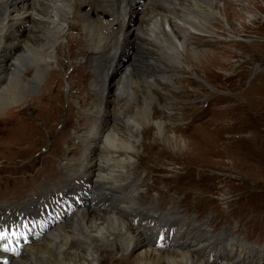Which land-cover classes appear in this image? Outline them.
I'll use <instances>...</instances> for the list:
<instances>
[{"label": "bare ground", "instance_id": "bare-ground-1", "mask_svg": "<svg viewBox=\"0 0 264 264\" xmlns=\"http://www.w3.org/2000/svg\"><path fill=\"white\" fill-rule=\"evenodd\" d=\"M230 1L238 0H0V113L25 105L56 59L59 45L70 39L68 31L74 23L87 41L85 57L108 56L104 83L118 48H134L132 61L114 83V96L92 106L89 124L73 133L83 145L79 159L63 160L61 180L55 183L58 189L50 187L37 195L45 198L47 206L42 207L36 197L0 205V216L22 222L15 236L0 242V264H108L110 258L103 253L112 249L122 251L111 259L113 264H230L226 257L231 264L259 263L263 254H248L240 237L216 231L211 220L182 213L177 205L158 209L163 203L152 201V195L145 201L152 187L142 192V181L132 167L140 135L152 133L153 143L161 137L185 152L194 149L182 134H171L170 122L155 118L153 109L158 105L172 113L175 103L170 93L178 89L173 78L181 70L192 74L184 59L207 51L195 40L202 35L219 43L230 39L231 29L225 23ZM219 6L222 13L217 14ZM214 20L223 23L222 33L209 27ZM222 55L201 60L209 66L205 71L217 67L223 71ZM84 187L90 197L80 199ZM52 191L58 194L48 197ZM62 207L69 215L55 222L54 212ZM29 219L39 233L22 249ZM160 229L163 235L156 241ZM233 247L243 255L235 254ZM137 248L142 254L131 258L129 252Z\"/></svg>", "mask_w": 264, "mask_h": 264}, {"label": "rangeland", "instance_id": "rangeland-1", "mask_svg": "<svg viewBox=\"0 0 264 264\" xmlns=\"http://www.w3.org/2000/svg\"><path fill=\"white\" fill-rule=\"evenodd\" d=\"M221 10L219 6L217 14ZM226 11L230 39L221 44L202 35L195 40L207 51L184 59L192 74L181 70L173 78L178 89L170 93L175 103L172 113L167 114L168 110L157 104L153 109L155 118L170 122L171 134H182L183 141L190 142L194 149L185 152L161 137L153 143L152 133L140 135V147L132 159V167L136 166L133 175L141 179L142 192L152 187L145 201H150L152 195V201L157 198L163 203L158 209L177 205L182 213L211 220L210 226L216 231L223 229L230 231V238L240 237L248 254H263L258 264H264V0L230 1ZM210 24L211 29L222 33V22L214 20ZM68 35L70 39L59 45L56 59L25 105L0 113V205L7 201L21 204L36 197L34 200L40 199L42 207L47 206L45 198H38L40 192L50 187L57 190L60 164L67 157L72 161L80 157L83 145L73 133L89 124L92 106L114 96L116 79L134 57L133 47H119L116 63L104 83L108 56L85 57L87 41L79 24L74 23ZM216 53L223 56L226 68L206 72L209 66L201 60ZM84 189L80 199L90 197ZM53 191L48 197L58 194ZM60 210L54 212L58 217L55 222L69 215L66 208ZM28 222L22 236L31 231V238L39 232L30 219ZM35 241L24 240L22 249ZM239 249L233 252L243 255ZM70 250L66 249L67 253ZM141 250H131L129 255L138 257ZM119 251H104L110 258L108 264L122 255ZM225 260L232 263L231 258Z\"/></svg>", "mask_w": 264, "mask_h": 264}, {"label": "snow or ice", "instance_id": "snow-or-ice-1", "mask_svg": "<svg viewBox=\"0 0 264 264\" xmlns=\"http://www.w3.org/2000/svg\"><path fill=\"white\" fill-rule=\"evenodd\" d=\"M9 235L15 236L16 233L15 232L10 233L9 231L5 229H0V242L6 241Z\"/></svg>", "mask_w": 264, "mask_h": 264}]
</instances>
